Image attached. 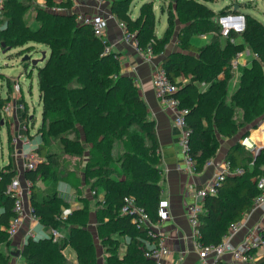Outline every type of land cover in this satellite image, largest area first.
I'll list each match as a JSON object with an SVG mask.
<instances>
[{"label": "trees", "instance_id": "1", "mask_svg": "<svg viewBox=\"0 0 264 264\" xmlns=\"http://www.w3.org/2000/svg\"><path fill=\"white\" fill-rule=\"evenodd\" d=\"M106 1L116 19L134 32L141 49L151 44L153 54L162 55L160 66L178 87L174 95L180 107L188 110L185 120L192 130L189 154L194 159L195 172L202 171L205 161L214 156L218 146L216 130L224 133L225 128L224 135H232L248 125L256 126V121L264 118V24L255 17L240 12L238 7L215 13L199 0H170L167 27L158 38L151 2H143L133 19L128 11L131 0ZM58 6L61 11L37 9L38 26L34 30L24 21L27 5L4 0L1 11L3 47L29 42L48 47V55L36 72L41 102V122L37 127L40 142L35 150L38 161L34 168L25 170L24 177L31 183L29 202L39 223L51 230L63 227L68 232L59 239L28 237L20 254L24 264H68L63 249L70 245L76 252L77 264H96L94 239L86 229L87 205L82 202L63 219L60 196L55 191L41 193L36 185L39 180L70 179L72 170L63 174L66 170L60 166V159H80L85 179H92L93 193L102 195L96 230L101 246L108 251L104 264H156L144 254L146 229L137 228L130 216L120 214L123 197L131 195L152 222L158 221L163 178L155 122L133 78L121 72L120 54L105 51L108 42L95 35L89 25L76 20L71 0H60ZM229 12L243 14L244 29L230 32L222 42L217 19ZM176 24L181 25L177 30ZM174 33L179 50L164 54ZM204 34H211L208 43L192 44V36ZM244 41L246 50L256 53V57L234 70L231 62L237 52L243 51ZM235 71L239 73L238 86L228 95ZM200 82L207 84L205 89L200 90ZM8 83L7 80L10 91ZM9 98H0V108ZM205 108L209 115L204 113ZM53 143L58 147L48 149ZM225 161L231 168L242 167L244 172L227 175L217 194L204 197L196 226L197 238L203 244H217L230 224L252 211V200L259 193L255 180L264 175V147L255 156L250 148L236 143L227 151ZM15 176L11 164L0 166V243H10L5 228L14 215V198L7 190ZM71 183L77 187L73 180ZM115 233L129 237L122 256L110 247L118 240ZM8 257L0 252V264H8ZM254 264H264V255Z\"/></svg>", "mask_w": 264, "mask_h": 264}, {"label": "crops", "instance_id": "2", "mask_svg": "<svg viewBox=\"0 0 264 264\" xmlns=\"http://www.w3.org/2000/svg\"><path fill=\"white\" fill-rule=\"evenodd\" d=\"M71 1L72 9L74 11L95 15L103 20V37L108 42L109 49L120 54L119 59L121 64V72L124 75H128L137 80L136 85L138 87L139 93L145 102L149 116L155 122V130L161 157L160 169L161 176L163 178V193L161 197L167 200L166 211L168 213L167 218L157 221L155 226L159 232V235L164 238L170 250V254L163 259V264H198L197 252L194 246V236L192 228L187 219L186 207L188 204L194 201L195 189L208 183L214 173L223 166L225 163V155L231 146L236 143L242 144V139L244 136L256 146L258 145L255 141V137L258 138L261 144L264 143V118L260 119V127L256 129H259L258 131L251 130L250 128H243V130H238L235 134L224 135V133H220L216 130L218 146L214 156L210 158V164L205 166L200 172H195L194 170L190 169L186 164L184 152L182 151L179 143L180 130L173 123V111L160 102V100L156 97L151 85L153 72L157 67L160 66L162 55L153 54V57L148 60L136 49L132 42L125 41L123 38L122 29L119 26V21L110 11L108 1ZM140 6L141 4L139 5V8ZM139 8L137 14L132 13L130 10L129 14L133 19L138 16ZM153 11L155 16V9H153ZM28 15L30 19H35L34 12L28 13ZM158 19H160V17H158ZM36 26H38V23ZM180 26V24H176V30ZM210 37L211 34L194 35L191 38V42L194 45L200 46L208 43ZM223 38L224 37H222V42ZM174 39L176 43H178L175 34ZM171 40L172 39H170V41L166 44L164 54L179 50V47L174 46ZM250 55L251 53L248 52L242 58H240V64H244L249 59H251ZM235 77H237L235 87L231 89L228 84V95H230L238 86L239 73L236 71L233 75V78ZM198 86L200 90H203L207 84L200 82ZM14 96H16L15 93ZM26 113V111L16 112L15 114L6 116V121L9 125L7 127V144L9 147L7 152L8 158L6 162L1 164H11L13 166V168L16 170V176L14 177V180L21 188L26 182L24 177V172L26 170L24 167V157L28 156L29 150H27V148L31 144L32 140L35 141L40 137L37 132V128L30 133V131L27 129H22L19 127V124H22L20 122H24L23 124H25L28 122V119L33 121V116ZM245 132H247L246 135H244ZM253 134L255 137H253ZM10 135L17 137V141L14 142V137L10 138ZM25 139L29 143L24 144L23 140ZM24 200L26 211L28 212V208L30 206L29 198L24 196ZM1 210L2 209L0 208V211ZM262 215L261 208L253 209L250 213L246 214L242 225H240V227L232 234L231 242L237 244L241 242L246 237V235L252 233V231L255 230V227L261 223ZM28 229H32L37 237H52V230L50 228L42 225L39 222H32L28 218L24 219L20 229L10 239L9 245L11 252L9 253L10 255L8 257V264H24V259L20 252L17 255V252H13V249L20 251V248L25 242V232ZM65 230L67 229L63 227H58L55 229L57 238L65 236L68 233L62 234V232H65ZM114 237L117 238V236ZM126 238L127 242H129V237L127 236ZM93 239L94 244L97 246L96 264H104V247L101 246V243L97 237H94ZM63 254L66 257L68 264H77L76 252L70 245H67L63 249ZM253 254L254 260L249 264H254L260 256L264 255V248L256 249ZM224 257L227 261H229L228 254H226Z\"/></svg>", "mask_w": 264, "mask_h": 264}, {"label": "built area", "instance_id": "3", "mask_svg": "<svg viewBox=\"0 0 264 264\" xmlns=\"http://www.w3.org/2000/svg\"><path fill=\"white\" fill-rule=\"evenodd\" d=\"M3 4L4 0H0V18L2 17L1 11ZM53 11H61V8H53ZM76 20L80 23L89 25L95 35L103 37V20L100 17L76 11ZM218 24L220 25L221 36L227 37L230 32L240 33L244 29V16L241 13L229 12L218 18ZM119 26L122 29L124 40L132 42L136 49L142 53L146 59L150 60L153 57L151 44H147L145 49H141L138 46L134 32L128 31L123 22H119ZM107 50H109V47L105 48V51ZM246 53H248L246 50L237 52L235 58L231 62V67L234 70L237 68L238 64H240V58ZM252 56L256 57V53L251 54V57ZM133 80L136 84L137 80ZM11 84L12 91L16 96L13 98L10 97L2 104L0 108L2 122L5 121L6 116L15 114L16 112H23L27 107L23 99L20 98L21 86L18 79L13 80ZM151 85L160 102L173 111V123L180 130L179 143L184 152L186 164L190 169L194 170L195 162L189 154V138L192 130L187 126L185 120V114L188 112L187 108L180 107L179 99L174 95L178 87L168 78L161 66L154 70ZM20 123H22V129L28 130V122L25 124H23L24 122ZM13 141L16 142L17 137H14ZM23 143L27 144L29 142L25 139L23 140ZM37 161L38 160L34 154H30L29 158L24 163L25 169L34 168ZM209 164L210 159L205 161L204 167ZM243 172L244 170L242 167L231 168L228 162L225 161L223 166L214 173L208 183L195 189L194 201L186 207L187 219L194 236V246L197 252L198 264H249L254 260L253 252L258 248H264V237L262 236V232L264 231V175L258 176L255 180L259 193L254 196L252 200V210L261 208L263 215L261 223L255 227V230H253L252 233L246 235V237L237 244L231 242V236L240 227L244 216L242 220L229 225L226 234L222 236L217 244H203L197 238L199 232L196 226L198 224V215L203 211L202 201L204 197L206 195L217 194L219 187L227 175H237ZM30 186V181L26 179L22 188L15 180H13L8 187L7 192L14 198V215L10 218L9 223L5 228L9 237H12L17 233L24 219L28 218L32 222H39L38 217L32 213L31 206H29L28 212L26 211L24 196L29 198L31 193ZM162 193L163 189H161L160 196H162ZM99 197L102 199V195H99ZM166 207L167 200L160 197L157 209L158 221L167 218L168 213ZM67 214L68 213L60 214V217L64 219ZM120 214L130 216L132 223H134L137 228L144 227L146 229L148 239L146 240V250L144 254L156 264H163V259L170 254V250L164 238L159 235L158 230L155 228L156 223L151 221L149 214L136 202L133 196L128 195L123 197ZM28 237L36 238L37 236L32 229H28L26 231V238ZM52 237H57L55 230H52ZM226 254L229 255V261L224 257Z\"/></svg>", "mask_w": 264, "mask_h": 264}, {"label": "rangeland", "instance_id": "4", "mask_svg": "<svg viewBox=\"0 0 264 264\" xmlns=\"http://www.w3.org/2000/svg\"><path fill=\"white\" fill-rule=\"evenodd\" d=\"M18 1L22 5L28 6L29 11H27L24 14V20L26 21L27 25L34 30L37 28L36 25L38 22L34 18L30 19V17H28L29 16L28 13L34 12L36 14L37 9L40 8L52 11L53 8H59L58 2L60 0H18ZM145 1L151 2L153 9H155L154 32L157 37H160L166 27V18H167L166 10L170 7V0H131L128 6V11L130 12L131 10L132 13L137 14L139 5ZM199 1L201 2L203 1L205 5L211 8L215 13H218L220 10L226 7H230L231 9H233L234 5H237L240 12L249 13L251 16L255 17L257 20H259L261 23L264 24V0H199ZM158 17H160V19H158ZM1 19L2 17L0 18V28H2L4 24V18L2 20ZM174 34L176 35V33ZM174 34L171 38L172 39L171 42L174 44V46H178V43H176L174 39ZM245 46H247V44L244 41V44L241 46V48L244 51L246 50ZM42 51L45 52V56L48 55L49 51L46 45L41 43H34V42H29L23 46H17V47L0 46V98H4L7 95L10 96L11 98L15 97L13 91L12 90L9 91L7 88V80L9 82L8 84L12 86L11 84L12 81L18 79L21 86L20 98H22L23 101L25 102L27 106L28 114L33 116V121L28 119V128H29L28 131H30V133L31 131L36 130V128L40 125L41 122V102L39 101L36 72H37V67H40L43 64V61L38 62L37 65H32L29 61H23L21 57L24 54H28L31 56V58H40ZM18 53H20V55H18ZM187 78H188L187 76L183 77L184 80H186ZM236 81H237V77L233 78L229 83L231 89L235 87ZM203 111L204 113L209 115L208 108L203 109ZM1 120L2 118L0 117V166L3 162L7 161L8 158L7 152L9 148L7 144V127L9 125L7 124L6 119L2 123ZM259 122L260 119L257 121L256 126H252L251 124L248 125L246 128L247 129L250 128L251 130H256L258 127H260ZM19 127H21V124H19ZM225 132L226 131L224 128V133ZM13 137H14L13 135H10V138ZM253 137H255L254 134ZM255 141L257 142L258 146L261 144L258 138L256 137H255ZM39 142H40V137L35 141L33 140L31 141V144L27 148V150H29V152L27 151L28 156L24 157V163L27 161V157L29 158V155L32 153L36 158H38V155L35 150ZM10 143H11V139H10ZM47 147L48 149H52V148L55 149L58 147V145L57 143H53V145L51 144L48 145ZM252 153L255 156L257 155L255 150H252ZM60 160H61L60 166L62 168H65L66 170L64 171L63 174H65L67 170H72L71 171L72 175L70 179L63 180L60 179L61 177H59V179H56L54 181L39 180L37 181L36 185L41 193H45V192L52 193L53 191H55L60 196L61 200L63 201L61 214L70 213L73 209L80 207L82 202H84L88 207V214H87L88 219H87L86 229L89 232H91L93 238L97 237V230H96L97 211L99 210L102 203L99 202L100 201L99 194L98 196L95 195L92 191L93 189H91L90 187V182L92 179H88V180L85 179L82 171L84 165L82 160L80 159H60ZM72 180L73 182L76 183L77 187H74V185L71 183ZM66 233L67 230H65V232H62V234H66ZM67 234L65 236H67ZM115 236H117L118 240L112 243L110 247H115V253L118 256H122L127 248V238L124 236L117 235V233H115ZM25 238H26V232H25ZM10 239L11 237L8 236V240ZM0 244H1L0 252H2L3 254H9L11 252L9 244H6L5 242H2ZM95 247L97 248L96 244ZM13 252L19 253L20 251L19 250L16 251L15 249H13ZM103 253L107 254L108 251H103Z\"/></svg>", "mask_w": 264, "mask_h": 264}, {"label": "water", "instance_id": "5", "mask_svg": "<svg viewBox=\"0 0 264 264\" xmlns=\"http://www.w3.org/2000/svg\"><path fill=\"white\" fill-rule=\"evenodd\" d=\"M237 7H238L237 5H234L233 9L236 10ZM0 46H4V43H1ZM44 58H45L44 51H42L40 58H31V56L28 54H24L21 57L23 61H29L32 65H37V63L43 61ZM1 123H2V120H1ZM242 144L247 148H251L252 150H255L256 154H258L260 149L264 147V144H260L259 146L253 145V143L247 137H244V139L242 140ZM16 254L18 255L19 253H16Z\"/></svg>", "mask_w": 264, "mask_h": 264}]
</instances>
